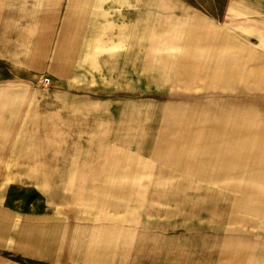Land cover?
<instances>
[{
    "label": "rangeland",
    "instance_id": "1",
    "mask_svg": "<svg viewBox=\"0 0 264 264\" xmlns=\"http://www.w3.org/2000/svg\"><path fill=\"white\" fill-rule=\"evenodd\" d=\"M19 2L40 159L10 164L9 214L72 218L121 264H264V0Z\"/></svg>",
    "mask_w": 264,
    "mask_h": 264
},
{
    "label": "crops",
    "instance_id": "2",
    "mask_svg": "<svg viewBox=\"0 0 264 264\" xmlns=\"http://www.w3.org/2000/svg\"><path fill=\"white\" fill-rule=\"evenodd\" d=\"M20 3L1 0L0 5V264H57L63 260L68 264H121L118 240H112V245L107 243L104 248L99 238L96 246L94 238L90 240L91 246L85 240L78 252L72 238H68V233L74 230L72 218H24V215L9 214V196L3 195L2 181L10 174V164L15 160L16 167L11 174L18 175L24 174L25 170L17 166L24 167L26 159H40L39 134L25 132L29 131L26 128L35 126V116L38 118L31 97L42 63L41 11L29 2L28 5ZM92 229L97 234L100 232L99 221ZM49 232H55L57 242L56 239L47 242ZM106 235L114 238L115 231ZM42 246H45L43 251ZM26 254L36 257L26 261Z\"/></svg>",
    "mask_w": 264,
    "mask_h": 264
}]
</instances>
